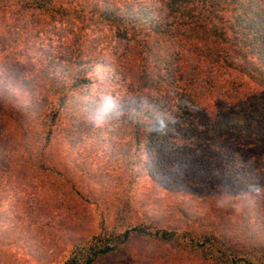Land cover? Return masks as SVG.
Instances as JSON below:
<instances>
[{
  "label": "trees",
  "instance_id": "trees-1",
  "mask_svg": "<svg viewBox=\"0 0 264 264\" xmlns=\"http://www.w3.org/2000/svg\"><path fill=\"white\" fill-rule=\"evenodd\" d=\"M69 2L0 0V9L53 20L69 15ZM74 11L84 18L82 8ZM89 12L94 21L120 23L130 31L136 69L127 63L129 82L124 65L65 56H49L42 76L6 68L0 76V116L21 125L20 138H33L2 142L0 164L8 162L3 151L23 146L42 167L51 161L52 145L66 142L79 171L72 169L74 174L97 178L106 189L109 207L97 231L82 234L66 219L55 227L70 234L68 254L57 264H93L136 237L176 244L166 257L147 253L151 264H264V236L231 217L233 191L264 181V0H94ZM122 82L123 93L112 87ZM96 144L99 155L118 150L128 175L111 184L104 172L92 170L79 147L96 150ZM207 160L219 170L212 171ZM158 170L176 178L198 170L202 180L217 186H198L192 192L200 199L175 204L174 225L149 216L133 222V178ZM198 181L195 176L193 183ZM34 212L22 223L26 233L44 225L47 212L39 206ZM32 235L2 230L0 244L25 243L38 251Z\"/></svg>",
  "mask_w": 264,
  "mask_h": 264
},
{
  "label": "rangeland",
  "instance_id": "rangeland-1",
  "mask_svg": "<svg viewBox=\"0 0 264 264\" xmlns=\"http://www.w3.org/2000/svg\"><path fill=\"white\" fill-rule=\"evenodd\" d=\"M93 3L94 0H72L65 3L70 7L69 15L53 20L44 14L29 11L15 14L0 9V76L3 68L19 72L28 69L27 75L31 78L42 76V67L49 56H65L95 58L106 64L113 62L124 65V73L128 75L125 77L126 83L129 82L132 71L127 63L131 61L136 69L130 50V31L120 23L94 21V13L89 12ZM75 8L76 12L82 8L83 19L76 17ZM92 69L93 90L95 68ZM95 71L100 72L99 65ZM99 80L103 81V77L99 76ZM123 84L114 83L112 87L123 93ZM20 134L21 125L15 119L0 116V145L6 140L16 144L17 140L23 139L19 137ZM23 140L33 141V138ZM65 143L52 145L51 161L47 160L45 167L39 165L42 160L38 161L35 156L29 160V153L24 151L23 146H19L20 150L3 151L6 154L3 160L7 159L8 162L0 164V232L5 230L23 238L33 234L32 238L39 241V246L35 251L33 245L25 243L10 248L0 244V264H57L62 261L70 247V234L55 228L62 219L71 221L82 234L97 231L99 217L106 214L109 207L108 202L104 201L106 189L103 191L104 186L97 178L93 181L77 176L79 171L72 165V156L68 154ZM88 150L79 147V153L86 157V164L92 170L104 172V177L111 184L118 176L128 175L119 165L118 150L111 149L110 153L99 155L102 151L97 144L96 150L94 147ZM50 162L57 164L56 169L49 167ZM65 163L71 169L66 168ZM210 163L212 171L219 170V165L207 160L206 164ZM72 169L77 173L74 174ZM195 176L199 185L193 183ZM133 184L135 187L131 194L135 203L132 221H141L149 216L162 224L174 225L179 218V214L173 210L174 205L180 200L196 202L200 198L192 191L198 186L216 187L217 181L208 184L201 179L198 170L189 171L178 178L158 170L155 176L142 172L133 178ZM262 184L239 185L233 191L236 205L233 208L235 215L231 216L236 224L261 233L255 234L259 236H264V181ZM38 206L47 212L41 219L44 225L41 229L32 227L35 233H26L22 223L32 220L34 209ZM51 240H54L53 243ZM175 246L173 242L156 237H136L126 246L98 257L93 264H151L147 253L166 257ZM198 264L209 263L202 261Z\"/></svg>",
  "mask_w": 264,
  "mask_h": 264
}]
</instances>
